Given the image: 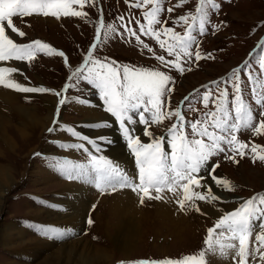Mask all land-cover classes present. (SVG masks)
Instances as JSON below:
<instances>
[{
	"label": "rangeland",
	"instance_id": "obj_1",
	"mask_svg": "<svg viewBox=\"0 0 264 264\" xmlns=\"http://www.w3.org/2000/svg\"><path fill=\"white\" fill-rule=\"evenodd\" d=\"M135 2L136 0H129L128 3L125 0H94V6L85 4L83 9L79 5H73L74 10L86 12V17L61 16L57 19L51 16L45 18L43 15L39 16L36 14L23 18L14 17V26L25 33L24 37H19L18 34L11 33L10 29L6 28V33L15 42L27 44L39 39L57 52L63 51L68 63H65L63 57L44 53H38L35 60L31 62L15 60L0 62V67H16L19 69L17 73L11 76L16 82L28 87H46L54 91H60L67 100L63 106H59L58 103L55 105L53 112L56 115H53L44 132L39 127L34 129L37 149L31 152V150L29 151L30 148H26V145L23 144L24 150L19 155L11 157L12 155L9 151H6L5 145H1L2 149L11 157L8 165L12 166L17 173L15 182L4 193V197L1 200L3 203L0 204V223L2 222V225L3 223L4 225L10 224L13 230L14 226L17 228L22 226L30 235H38L42 239L48 240V235L45 234L46 231L37 224L36 217L33 219L30 214H27V211L33 207L35 209L43 208V210L53 209L57 207L56 205L61 206V203H65L62 199L55 203V199H59L57 195L61 194L60 191H62L63 187L55 185L53 180L50 179L55 178V181L57 179L56 182L62 181L66 184H71L70 186L76 191H73L75 194L72 192L73 197L68 198L67 201L71 203L70 200L73 202L76 199L82 205V210L79 220H77L78 222L76 221L78 227L76 226L74 231H70L72 235L70 233L68 235L66 231L63 237H60L62 239L60 240L66 243L78 240L81 237L80 239L87 240L95 247L108 250L110 261L100 264H139L143 260L181 259L189 255H195L199 258L201 251L206 248L204 242L207 236V229L214 225L218 217L224 213L231 212L240 203L253 195L264 193V162L258 159L253 162V154L251 153L252 144L264 147V134L255 135L252 131L246 129H242L238 133V139L248 145V148L244 150L245 155L243 157L236 156L238 163L225 158L226 154L232 155L227 150V146H225V153H220L209 161L210 165H219L215 169L214 175L229 180L235 186V191H226L224 188L222 190L217 189L210 175L205 174L202 180V184L208 188L212 187V192L224 202L222 204L232 203V206L219 216L209 212L210 209H215L216 203L210 204L211 208L209 205L206 208L203 202H197L201 207V211L207 213V215H202L194 210L181 211L175 202L176 198L172 197L171 193L164 194L167 197L166 199L159 201L146 200L143 205L139 203L137 194L130 188H119L115 191L108 190L101 193L95 187L94 174L90 172V168H76V171H86L88 175L73 180L68 179L63 174L61 167H57L59 164L64 169L72 170L74 166H88L90 155L103 156L114 163H118L125 157L134 160L127 145L125 150L118 152L113 148L114 146L111 142L117 139V136H115L112 129L108 128L106 132L100 131V127L95 126L100 120L95 123L84 121L80 113L75 110L77 109L76 105L86 107L91 104L100 106L101 110H104L103 106L100 105L101 100L97 90H94L86 82H80L76 87H70L67 91H63L66 83H76L74 78L70 81L69 77L83 63L84 56L91 45L97 43L96 29L100 27L101 20H103L104 27L101 28V41L97 43V47L93 50L94 58L101 60L107 58L109 61L115 62L116 65L145 67L164 71L172 77L174 82L169 84V87L173 89L171 103L167 104L164 110H175L179 107L183 111L186 121H195L201 116V113L214 110L211 103L208 109H205L202 102H200L199 95H197V92L203 93L205 91L204 85L228 77L233 69L242 65L245 61L249 62L253 76L260 74L261 70L258 62L264 56V49L260 47V45L264 44V0H209L206 6V18L208 21L206 33L204 35L197 34L199 51L206 58L197 62L193 56L192 60L183 63L185 68L183 74L176 69L164 67L160 61L155 59V56L158 55H164L167 60H172L174 57H169L166 49H161L153 37L139 32V27L135 24V20H140L145 25L147 22L143 16L145 9L129 7V4ZM198 2L199 0H184L183 3L180 0H161L162 13L159 19L161 22L166 20L168 26L172 27L175 32L183 34L185 26L175 25L174 21L181 15L194 12ZM177 4H179L178 7L176 6ZM213 4H218L219 7L213 8ZM148 7L150 8L151 5ZM170 7L173 8L171 13L167 11ZM120 16H124V21L118 19ZM129 21H132L129 27L133 28L137 35L141 36L143 44H147L148 48L152 49L151 52L144 48L143 44L137 43L135 36L121 35L124 32L122 25L128 24ZM109 24H112L116 31L109 35L107 39H104V31ZM155 27L160 28V25ZM161 39L167 38L162 36ZM196 50V47L193 46L192 51L195 52ZM189 68H191V71L188 70ZM241 79L244 81L242 84L243 95L251 104L258 123L264 117L260 116L261 109L255 104V98L252 95L251 90L256 85L248 82L245 73H241ZM261 82H264V80ZM0 92L21 94L20 96L17 95L19 101L35 108H44L40 95H53L52 93H21L3 86H0ZM188 96L192 97L191 105L188 102L182 103L184 97ZM231 96L232 90L229 88V99H231ZM80 100H85L87 103L81 104ZM0 106L2 111H5L6 106L1 101ZM58 107L59 112L57 113ZM107 115L112 122H109L110 125L120 130L115 118L109 113ZM54 119H56L59 126L53 124ZM20 120H15L13 123L17 124ZM175 122V117L171 120L165 119L159 125H151L150 130L155 136L166 135L168 128ZM137 124L139 129L135 131V135L140 136L143 143L151 142L149 137L143 135L144 126ZM60 126L63 135L58 133ZM49 127H55V131L48 132L47 129ZM66 127L73 128L74 131L80 133V136H73L65 130ZM186 131L189 134L191 133L190 128H187ZM97 132L98 134H96ZM81 137H88L90 140L96 141L93 146L98 150L91 148L92 144ZM101 137L103 139H100ZM118 138L125 141L122 132H120ZM69 144H83L88 151L85 152L80 147H61V145ZM0 161H5V159L0 157ZM39 167L49 173L48 175H51L52 178H38L33 176V174H29V170ZM128 171L126 173L129 176L136 177L138 173L136 164ZM133 172H136L134 176ZM226 194H228V197L225 196ZM127 202L130 203L128 204ZM73 206L74 203H72L71 207ZM117 210H126L135 215L129 222L130 224L124 222L125 220L120 221L121 226L124 227L123 229H128L126 234H129V232L133 233V231L135 233L128 245L127 254L121 249H117L115 244L116 236L122 231L113 233L115 230L110 229L109 232L111 233H107L109 235L106 234L107 229L111 227L110 224L116 220L114 212ZM55 211L59 212L60 210ZM143 218L145 219L143 220ZM89 219L93 221L92 224L88 223ZM175 220H182L178 225L183 230L181 233L179 230H174L170 227L171 224L169 223L174 226L173 221ZM251 240H255V233ZM16 252L20 251L17 250ZM34 258V255L27 257L18 253H9L0 245V264H37L42 259L39 257V260ZM204 260L205 264H233L231 255L206 254ZM250 264H261V262L258 258H250Z\"/></svg>",
	"mask_w": 264,
	"mask_h": 264
},
{
	"label": "snow or ice",
	"instance_id": "obj_2",
	"mask_svg": "<svg viewBox=\"0 0 264 264\" xmlns=\"http://www.w3.org/2000/svg\"><path fill=\"white\" fill-rule=\"evenodd\" d=\"M125 2L128 3L129 0ZM180 2L183 3L184 0ZM208 3L209 0H199L194 12L181 15L174 21L175 25L185 26L183 34L175 32L168 26L166 20L161 22L159 19L162 13L161 0H136L135 3L129 4V7L145 9L143 16L147 24L135 20L139 32L153 37L161 49H166L169 57H174L172 60H167L164 55H158L155 59L164 67L176 69L183 74L185 71L183 63L192 60L193 56L197 62L206 58L199 51L197 34L206 33ZM85 4L94 6V0H0V62L11 60L31 62L38 53H44L63 57L67 64V57L63 51L57 52L39 39L27 44L17 43L6 33V28L10 29L11 33L24 37L25 33L14 26V17L23 18L33 14L57 19L61 16L86 17V12L73 8V5H79L83 9ZM176 6L178 7L179 4ZM212 7L218 8L219 5L213 4ZM167 11L171 13L173 8L170 7ZM118 19L124 21L125 18L120 16ZM131 23L132 21H129L128 24L122 25L124 32L121 35L135 36L136 42L143 44L141 36L129 27ZM156 25H160V28H156ZM103 27L104 23L101 20L100 27L96 29L97 43L101 41L100 33ZM115 31L116 28L112 24L107 25L104 39ZM162 36L167 39H161ZM97 43L91 45L83 63L69 77L70 81L74 78L76 83H66L63 91L76 87L80 82H86L97 90L104 111L114 117L119 124L126 145L134 157L138 173L136 177H131L112 160L95 155H90L88 166H74L72 170L64 169L59 164L57 167H61L63 174L73 180L88 175V172L76 171V168H90V172L94 174L95 187L101 193L130 188L137 194L141 205L146 200L166 199L164 194L171 193L172 197L176 198L175 202L181 211L194 210L207 215L201 211L197 202L214 204L220 197L213 194L211 188L202 184L205 174L210 175L218 187L226 191H235V186L229 180L214 175L219 165H210V159L225 153L227 146V150L232 155L226 154L225 158L238 163L236 156L243 157L244 150L248 148L247 144L238 139V133L246 129L255 135L264 134V119L256 122L252 106L243 95L244 81L241 79V73H245L248 82L256 85L251 91L255 104L261 109L260 116L264 117V82H261L264 80V56L258 62L261 70L258 76H253L249 62L245 61L233 69L228 77L204 85L205 91L197 92V95L205 109H208L211 103L214 110L201 113L195 121H186L181 108L164 110L167 104L171 103L173 89L169 84L174 83L171 76L160 70L116 65L107 58L104 60L94 58L93 50L97 47ZM193 46L197 49L195 52L192 51ZM143 47L149 52L152 51L147 44H143ZM260 47L264 49V44ZM188 70L191 71V68ZM18 71L16 67H0V86L21 93H52L59 98L57 101L59 106L67 102L60 91L46 87H28L16 82L11 76ZM229 88L232 90L231 99H229ZM79 102L87 103L85 100ZM183 102L191 105L192 97H184ZM56 111L59 112V107ZM173 117L176 122L171 124L166 135L155 136L150 130L151 125H159L165 119L171 120ZM137 123L144 126L143 135L149 137L151 142L143 143L140 136L135 135V130L131 126ZM53 124L59 126L56 119L53 120ZM95 126L106 127L108 124L101 121ZM187 128L191 129L190 134L186 131ZM65 130L73 136H80V133L71 127H66ZM47 131H55V127H49ZM81 138L90 144L96 143L88 137ZM165 145L168 146L167 150ZM61 147H80L85 152L88 151L83 144L61 145ZM251 153L253 162L257 159L264 162V154H260L264 153V147L252 144ZM88 223L92 224L93 221L89 219ZM254 233L255 240L252 241L251 237ZM204 243L206 248L201 251L199 258L189 255L181 259L143 260L139 264H205L206 254L231 255L233 264H250V258H258L261 264H264V193L253 195L231 212L218 217L214 225L207 229Z\"/></svg>",
	"mask_w": 264,
	"mask_h": 264
},
{
	"label": "bare ground",
	"instance_id": "obj_3",
	"mask_svg": "<svg viewBox=\"0 0 264 264\" xmlns=\"http://www.w3.org/2000/svg\"><path fill=\"white\" fill-rule=\"evenodd\" d=\"M43 20H45V19H43ZM1 91H2V89H1ZM17 95L20 96L21 94H13V93H8V92H6V93L4 92V93L0 94V101L6 106L5 111H2V107L0 106V157L5 159V161H0V204L3 203V202H1V200L4 197L3 196L4 193L7 190H9V187L16 180L15 178H16L17 172H16V170H14V168L12 166L8 165L9 160L11 159V157H13L14 155H19V153L24 150L23 144L26 145V148L27 147L30 148L29 151L31 150V152L33 150L37 149V146L35 145L36 140H35V130L34 129L36 127H39L40 130L42 132H44V130L47 128V126L49 125V123L51 122V120L53 118V115H54L53 109H54V107L58 101V98L53 96V95H40L39 97H40V99L43 100L44 108H35L33 106L21 103L19 101V97H17ZM22 96H24V95H22ZM102 103L103 102H100V105H102ZM76 108L77 109H75V110H77V112L80 113V115L84 118V121H90V123L91 122L95 123L98 120H100V122L101 121L107 122L108 126L100 127V131L106 132V130L108 128L112 129L115 133V136H117V139H115L114 141L111 142V144L114 146L113 148L116 149L117 152L120 150H125L126 141H124L121 138H118L121 130H119L118 128H117L118 129L117 130L116 128H114L110 125V123H112L111 119L110 118L108 119L107 113L104 110H101L100 106H94L91 104L90 106L83 107V106L76 105ZM18 119H21V120L18 121L17 124L15 122L13 123V121L18 120ZM131 127L135 131L139 129L138 124L132 125ZM56 129H58V127H56ZM116 131H117V133H116ZM58 133L63 135L62 130H61V126H60V130H58ZM96 134H98V132ZM118 139H119V141H118ZM1 145H5V147L7 148L6 151H9L11 153V155H12L11 157L8 156V154L5 152V150L2 149ZM93 145H95V144H92L91 148L97 149ZM165 148L167 150L168 146L165 145ZM118 158H119V155H118ZM116 164H118L124 172H127L128 170H130L131 168L134 167L135 161L133 159H128L127 157H125ZM240 169L243 170L242 167H240ZM28 172H29V174H33V176H37L38 178H45V179L46 178H49V179L52 178L51 175H48L49 173H47L46 171H44L40 167L35 168V169H31ZM252 172H256V171H252ZM133 173H134L133 174V176H134L136 174V172H133ZM54 179L52 178L50 180H53V183L55 185H61L63 187L62 191H60L61 194L59 193V195H57V198H59V199H55V203H58V201H60L62 199V201L67 203V204L61 203V206L56 205L59 208H57V207L53 208V209L48 208L45 210H43V208L42 209H35L33 207L32 209L29 208L27 211V214H30V216L33 219L36 217L35 220L38 221L37 224L41 228H43V230L46 231V233L48 235V240L42 239V237H40L38 235H35V236L30 235L29 233H27V230H25L22 226L19 228L14 226L15 228L13 230V227L10 224L4 225V223H3V225H4L3 226L2 222H1L0 223V245L3 248H5L7 251H9V253H11V252L18 253V254L26 255L27 257H32V255H34L35 258H37L38 260H39V258H42L44 255H46L42 259H40V261H38L37 264H100V263H108L110 261V255L108 253V250H104L102 248L95 247L94 245L87 242V240L84 241L83 239H80L81 237L78 240H73V241L69 240L70 242H66V243L61 241L62 240L61 238L63 237V234H65L66 231H67V234L69 235V233L71 234L70 231H74L76 226L78 227V224H77L78 221L77 220H79V217L81 215L82 205L79 204V202H77L76 199H74L73 202H72V200H70L71 203H68L67 199L70 197H73L72 192L76 191V190L70 186L71 184L69 185L68 183L66 184L65 182H62V181H58V182H60V183H58V182H56L57 179H56V181ZM69 183H71V182H69ZM216 188L219 190H222V187L217 186ZM77 196H79V195H77ZM225 196L228 197V194H226ZM79 197H81V196H79ZM78 199H80V198H78ZM88 201H90V200H88ZM72 203H74L73 207H71ZM203 203H204V206L206 208L208 207V205L210 207V204H208L206 202H203ZM215 203H216L215 209H210L209 212L216 215V216L221 215V213H223L226 209H228L232 206V203L231 204L226 203L225 205L222 204L224 202H222L220 199L218 201H216ZM116 208H118V207H116ZM121 208H123V207H121ZM136 208H137V210H139L138 207H136ZM55 210H60V211L58 212ZM165 212H168V211H165ZM140 213H141V211H140ZM168 213H171V212L169 211ZM114 216H115L116 220L112 224L109 223L111 225V227L108 226L109 228L107 229L106 234L111 233V232H109L110 229H112L113 231L114 230L116 231V232L112 231L113 233H117L118 231L119 232L122 231L121 233H119V235L116 236L117 239H116L115 244L117 246L116 247L117 249H121L125 254H127L128 245L132 241V237H134L133 234H135V233L133 231V233L129 232V234H126V232H128V229H126V228L123 229L124 227L121 226L122 224L120 221L125 220L124 222L129 223L135 215H134V213H129L126 210H117L114 212ZM171 217H173V216H171ZM177 217H179V216H177ZM177 217H176V219H177ZM139 219H141V218H139ZM144 219L145 218H143V220ZM167 220H171V219H167ZM180 222H182V220H175V221H173L174 226H172V223H169V224H171L170 227L172 229L179 230L181 233L183 230L180 227H178ZM257 223H259V222H257ZM123 225H124V223H123ZM135 226H137V225H135ZM59 229H62V230H59ZM109 234H107V235H109ZM53 238H55V239H53ZM51 239H53V240H51ZM15 250L16 251L19 250L20 252H16Z\"/></svg>",
	"mask_w": 264,
	"mask_h": 264
}]
</instances>
